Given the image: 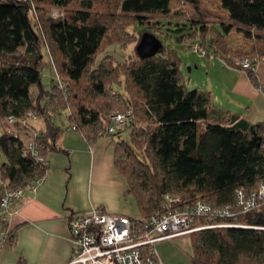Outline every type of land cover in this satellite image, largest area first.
<instances>
[{"label": "trees", "instance_id": "1", "mask_svg": "<svg viewBox=\"0 0 264 264\" xmlns=\"http://www.w3.org/2000/svg\"><path fill=\"white\" fill-rule=\"evenodd\" d=\"M171 1L0 0L3 180L7 187L25 186L39 168L36 157L24 153V140L4 131L8 115L36 112L44 127L35 139L47 157L70 126L75 125L88 141L114 135L121 130L105 131L110 114L131 110L130 122L123 128L129 129L128 138H116L115 163L138 215L147 218L162 210L166 194L180 198L174 205L198 199L230 205L235 213L229 218L196 219V223L228 220L239 225L189 234L192 263L264 264V200L247 210L236 200L238 188L251 192L264 176V119L252 122L238 118V113L219 114L209 89L187 85L178 51L164 41L149 57L137 53L119 61L105 54L98 60L109 44L126 48L146 31L157 36L164 30L165 37L174 32L179 34L176 41H190V48L199 41L222 55L249 54L255 61L264 57V0H221L228 17L202 7L204 0H175L193 12V17L183 19L173 18ZM54 9L61 15L52 16ZM233 29L253 41L251 49L228 46ZM47 66L60 78L52 76L49 86L43 81ZM244 70L260 86L256 66Z\"/></svg>", "mask_w": 264, "mask_h": 264}, {"label": "crops", "instance_id": "2", "mask_svg": "<svg viewBox=\"0 0 264 264\" xmlns=\"http://www.w3.org/2000/svg\"><path fill=\"white\" fill-rule=\"evenodd\" d=\"M201 6L229 16L221 0L218 10L209 0L202 1ZM227 43L234 50H249L253 45L251 39L236 29L228 34ZM207 62L208 78L191 79L190 84L209 89L221 115L229 117L238 113V118L252 122L263 120L264 57L256 64L260 86L250 81L244 69L224 65L219 60ZM36 95L37 89L33 98ZM43 127L44 124L37 128L31 122L24 139ZM122 133L123 130L88 141L80 131L67 128L58 136L56 148L47 153L48 171L44 181L10 216L14 239L0 251V264H67L72 253L67 216L74 210L102 206L110 212L139 214L134 197L125 194L126 179L115 163L116 138H128ZM156 248L165 264H193L189 235L161 241Z\"/></svg>", "mask_w": 264, "mask_h": 264}, {"label": "built area", "instance_id": "3", "mask_svg": "<svg viewBox=\"0 0 264 264\" xmlns=\"http://www.w3.org/2000/svg\"><path fill=\"white\" fill-rule=\"evenodd\" d=\"M60 15V11L53 10L52 16ZM193 50L210 60L218 59L224 65L241 66L243 69L256 66L262 58L255 61L249 54L222 55L208 51L199 41L194 43ZM54 77L60 79L57 74ZM34 118H37L36 112L29 110L24 116L8 115L3 121L4 131L24 140L26 146L24 153L30 151L36 157L39 168L25 186L7 187L0 166V185L3 186L0 194L1 250L14 239L9 220L17 208L15 206L42 184L48 171V160L40 152V143L35 139L36 134L24 139L30 131L31 120ZM130 118L131 110L113 112L105 125L106 133L119 132L130 122ZM69 128L75 129V125ZM179 200V197L166 194L164 208L147 218L110 212L102 206L70 212L67 223L72 241V253L67 264H165L158 255L157 243L189 235L201 228L239 225L228 220L196 223L199 216L215 218L233 216L235 210L230 205H214L202 199L185 205H174ZM236 200L244 210L264 200V176L260 179L258 187L251 192L238 188Z\"/></svg>", "mask_w": 264, "mask_h": 264}, {"label": "rangeland", "instance_id": "4", "mask_svg": "<svg viewBox=\"0 0 264 264\" xmlns=\"http://www.w3.org/2000/svg\"><path fill=\"white\" fill-rule=\"evenodd\" d=\"M210 3H212L215 8L218 10V0H209ZM182 2L174 1L172 3V10H173V18H178V19H183L185 17H193V12L190 8V6L186 7ZM216 11V10H214ZM217 12V11H216ZM219 13V12H217ZM221 14V13H220ZM175 15V16H174ZM223 15V14H222ZM184 16V17H183ZM170 21L166 20L165 22L168 23ZM141 30L140 27H138V32ZM184 33H187L186 31ZM167 34V30H164L163 33H157V36L164 41L166 45L171 44L172 47L176 48L178 51V54L180 55L182 59V64H181V70H182V76L184 77V80L186 81L187 85L189 87H195V84H190L191 79L192 81H195L196 79L200 81V79L203 78H208L207 73H206V67H207V56H204L202 54H199L198 51L193 50V48L189 47L190 41H176L175 36L179 35L178 33L170 32V36L165 37ZM140 40V39H139ZM138 40V41H139ZM138 41H133L128 44L126 48L121 47L118 43H112L106 46V48L98 55V60L101 58V56L105 54H112L116 57L117 60L119 61H124L125 59L129 57H135L136 54L138 53L136 50V44ZM213 60H218V59H213ZM205 62V63H204ZM43 75H44V85L49 86L51 77L54 76V71L50 66H47L43 70ZM51 76V77H50ZM36 87L34 86L32 88V94L35 91ZM32 124H35L37 128L39 126L44 124V121L39 118H34L31 120ZM124 137H128L129 135V129L125 128L122 129Z\"/></svg>", "mask_w": 264, "mask_h": 264}, {"label": "water", "instance_id": "5", "mask_svg": "<svg viewBox=\"0 0 264 264\" xmlns=\"http://www.w3.org/2000/svg\"><path fill=\"white\" fill-rule=\"evenodd\" d=\"M162 45L163 41L160 38L154 33L146 31L137 42L136 50L139 57H149L155 55Z\"/></svg>", "mask_w": 264, "mask_h": 264}]
</instances>
